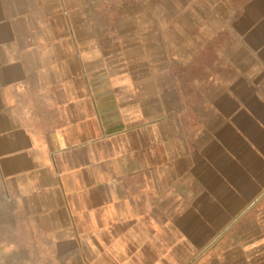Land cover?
I'll return each mask as SVG.
<instances>
[{
  "label": "crops",
  "instance_id": "crops-1",
  "mask_svg": "<svg viewBox=\"0 0 264 264\" xmlns=\"http://www.w3.org/2000/svg\"><path fill=\"white\" fill-rule=\"evenodd\" d=\"M109 0H0V264H264V76L182 90Z\"/></svg>",
  "mask_w": 264,
  "mask_h": 264
},
{
  "label": "rangeland",
  "instance_id": "rangeland-1",
  "mask_svg": "<svg viewBox=\"0 0 264 264\" xmlns=\"http://www.w3.org/2000/svg\"><path fill=\"white\" fill-rule=\"evenodd\" d=\"M109 1L101 10L117 12L116 25L131 20L150 43L159 36L186 93L214 95L264 76V0Z\"/></svg>",
  "mask_w": 264,
  "mask_h": 264
}]
</instances>
